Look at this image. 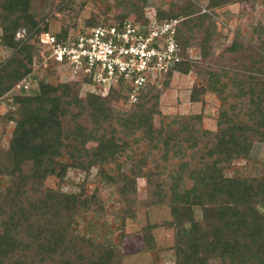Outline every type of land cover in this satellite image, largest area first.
<instances>
[{"label":"trees","instance_id":"1","mask_svg":"<svg viewBox=\"0 0 264 264\" xmlns=\"http://www.w3.org/2000/svg\"><path fill=\"white\" fill-rule=\"evenodd\" d=\"M194 1L159 0L157 20L184 19L177 33L182 55L200 40L201 59L176 66L129 109L121 105L128 102L123 81L107 97L82 98V83L45 79L36 94L14 97L15 111L0 116L4 127L15 124L8 147L0 148V264H124L128 221L164 207L172 220L142 230V251L152 264H160L163 252L158 228L175 232V264H264V162L252 158L255 145L264 144V27L250 37L238 29L216 54L215 46L228 38L215 12L251 0H201L211 15ZM148 3L83 0L80 10L89 4L97 10L87 28L130 16L146 23ZM75 4H60L57 13L68 18L52 33V14L39 19L33 0H0V44L12 51L0 63V109L1 100L43 64L41 36L65 40L77 29L71 22L80 13ZM192 72L190 102L204 106L210 94L220 103L215 130L205 128L203 114L161 110L175 74ZM70 170L87 177L96 170L94 191L85 181L79 193L63 192ZM52 177L59 180L57 190L46 185ZM101 185L111 192L108 199Z\"/></svg>","mask_w":264,"mask_h":264},{"label":"rangeland","instance_id":"2","mask_svg":"<svg viewBox=\"0 0 264 264\" xmlns=\"http://www.w3.org/2000/svg\"><path fill=\"white\" fill-rule=\"evenodd\" d=\"M69 0H33V8L39 19L45 18L48 14L50 16V25L52 33H57L61 28V19L68 18L62 14H58V8L60 4ZM194 1V0H193ZM83 0H76V4L73 5V9L76 13H79L78 17H73L71 22H77V29L72 33L85 30V22L89 20L92 13L97 10L91 5H87L84 10H80ZM113 2V0H111ZM196 4L206 8V3L203 1H194ZM159 7V0H149L147 8L145 10V19L148 15L157 14ZM155 12V13H154ZM149 13V14H148ZM125 12H120L118 17L125 16ZM215 19L218 22L220 30L228 38V40L221 41L220 44L215 46V53L219 54L227 45L231 43L237 30H241L246 37H250L253 29L257 26L264 27V0H251L244 4H235L228 6L222 10L215 12ZM112 17L115 13H112ZM102 17L98 18L101 19ZM200 40H192L190 48L187 51L188 57L191 61L201 59ZM12 51L6 50L0 44V63L4 62L11 56ZM38 67V66H37ZM75 77V76H74ZM73 75L67 71L64 67H58L56 65H50L48 68L39 66L36 73L33 74L31 80L32 88L28 93H22L24 95H34L37 93V84L42 80H47L53 85H57L63 82H78V78H74ZM196 74L190 73L188 76L175 74L171 87L161 98V110L167 115H204V126L206 129L215 130L216 120L218 117L220 103L214 95H207L206 104H193L190 102V94L193 85L196 83ZM82 86V98L86 97L85 91ZM18 94H8L1 100L0 116H5L15 111L14 97ZM123 108L129 109L131 106L125 102L121 103ZM157 126L158 125V121ZM15 127L14 123H10L4 127L0 122V148H7L11 140L12 131ZM252 158L254 160L264 162V144L257 143L252 152ZM245 163H241L244 166ZM97 171L93 170L90 177H87L85 173L70 170L68 172L66 182L67 184L62 187V191L69 194H76L80 192L79 184L87 182V190L93 192L95 186L94 182ZM139 195L141 199L146 198V182L145 180H139ZM4 183L0 181V188ZM48 188L57 190L59 187V180L56 178H49L46 182ZM100 189L105 193V197L108 199L111 192L101 185ZM110 200V199H109ZM111 203V202H110ZM113 211V210H112ZM264 212V209H263ZM196 219L202 224V211L195 209ZM172 216L170 210L167 207L155 209L147 213L138 215L135 221H128L126 225V237L123 245V252L125 254L124 264H152L153 258L150 254L144 253L143 248V233L142 230L148 225H162L165 222H170ZM110 223L112 217L108 220ZM203 225V224H202ZM158 245L163 249L160 257V264H175L174 252L170 250L175 242V232L167 230L165 228H158L154 232ZM117 236V234H116ZM219 264L215 262L214 264Z\"/></svg>","mask_w":264,"mask_h":264},{"label":"built area","instance_id":"3","mask_svg":"<svg viewBox=\"0 0 264 264\" xmlns=\"http://www.w3.org/2000/svg\"><path fill=\"white\" fill-rule=\"evenodd\" d=\"M198 6L202 13L211 15L206 8ZM146 21L142 23L134 16L110 23L99 20L97 26L72 33L65 40L51 33L44 34L40 43L46 56L41 66L64 67L79 79L86 94L101 97H107L112 87L123 81L128 88V91L125 89L127 104L134 105L146 87L161 83L176 66L191 61L189 52L183 57L177 41L184 19L161 23L155 13L148 15ZM25 34V31L20 32L17 39ZM33 74L9 94L28 93Z\"/></svg>","mask_w":264,"mask_h":264}]
</instances>
